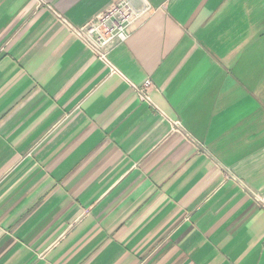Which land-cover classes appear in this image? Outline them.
I'll return each mask as SVG.
<instances>
[{
    "label": "crops",
    "instance_id": "crops-1",
    "mask_svg": "<svg viewBox=\"0 0 264 264\" xmlns=\"http://www.w3.org/2000/svg\"><path fill=\"white\" fill-rule=\"evenodd\" d=\"M118 1L0 0V264H264V0Z\"/></svg>",
    "mask_w": 264,
    "mask_h": 264
},
{
    "label": "built area",
    "instance_id": "built-area-1",
    "mask_svg": "<svg viewBox=\"0 0 264 264\" xmlns=\"http://www.w3.org/2000/svg\"><path fill=\"white\" fill-rule=\"evenodd\" d=\"M147 9L146 5L137 7L131 0H121L108 7L81 29L72 28V32L82 38L99 59L109 64L108 52L126 41L130 22ZM111 70L117 71L113 66ZM145 84L149 85L150 81H146Z\"/></svg>",
    "mask_w": 264,
    "mask_h": 264
}]
</instances>
